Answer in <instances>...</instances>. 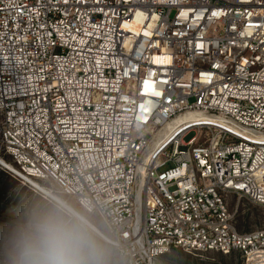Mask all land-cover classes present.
Listing matches in <instances>:
<instances>
[{"label":"built area","instance_id":"built-area-1","mask_svg":"<svg viewBox=\"0 0 264 264\" xmlns=\"http://www.w3.org/2000/svg\"><path fill=\"white\" fill-rule=\"evenodd\" d=\"M0 147L126 264H264L229 207L264 209V0H0Z\"/></svg>","mask_w":264,"mask_h":264},{"label":"rangeland","instance_id":"rangeland-1","mask_svg":"<svg viewBox=\"0 0 264 264\" xmlns=\"http://www.w3.org/2000/svg\"><path fill=\"white\" fill-rule=\"evenodd\" d=\"M195 136L196 132L191 131L185 135L183 140L187 143ZM8 161L10 160L6 156L3 155L1 157L0 147V264H15L24 238L32 230L40 217L47 213L59 210L72 215L67 211L66 208L68 207L89 221L74 208L76 206L73 207L67 203L65 201L66 198L45 190L36 182H31L37 188V190H34L14 179L8 173L11 170L14 171V167ZM170 167L171 165H168L162 170H167ZM68 201L70 202V200ZM229 207L230 211L234 214L237 231L245 233L264 226L263 208L255 206L244 199L238 200L235 197L230 200ZM93 221L102 231L106 232L98 220L93 219ZM88 232L91 233L90 231ZM91 235L99 245L98 264H126L113 247L94 234L91 233ZM155 264L243 263L237 255L222 256L215 253L198 255L188 254L182 250H173L168 255L159 258Z\"/></svg>","mask_w":264,"mask_h":264},{"label":"clouds","instance_id":"clouds-1","mask_svg":"<svg viewBox=\"0 0 264 264\" xmlns=\"http://www.w3.org/2000/svg\"><path fill=\"white\" fill-rule=\"evenodd\" d=\"M99 245L75 217L53 211L40 217L22 242L15 264H98Z\"/></svg>","mask_w":264,"mask_h":264},{"label":"bare ground","instance_id":"bare-ground-1","mask_svg":"<svg viewBox=\"0 0 264 264\" xmlns=\"http://www.w3.org/2000/svg\"><path fill=\"white\" fill-rule=\"evenodd\" d=\"M195 115H185L183 117H180L176 119L174 122L169 123L167 126H165V129L162 131V134L158 137L157 143L159 145L164 144L166 141H168L176 132L175 128L177 125H180L182 123H185L189 120L194 119ZM14 173H18L17 170L14 168V171L11 170ZM68 212L72 214V216H75L85 227L88 231H90L92 234H94L96 237H99L101 240L108 239L97 227H95L93 224H91L89 221L84 219L82 216L71 210L70 208H66Z\"/></svg>","mask_w":264,"mask_h":264}]
</instances>
